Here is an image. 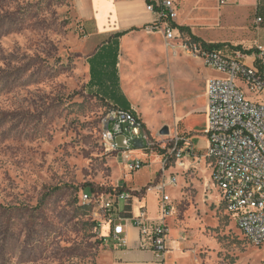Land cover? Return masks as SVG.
I'll return each instance as SVG.
<instances>
[{"label": "rangeland", "instance_id": "rangeland-1", "mask_svg": "<svg viewBox=\"0 0 264 264\" xmlns=\"http://www.w3.org/2000/svg\"><path fill=\"white\" fill-rule=\"evenodd\" d=\"M228 7L217 38L257 54L264 48V7L258 0ZM79 30L69 0H0V264H97L101 220L82 195L113 186V155L101 140L110 105L87 87L84 59L73 44L83 38ZM217 71L222 76L216 78L228 77ZM187 167L178 161L167 167L166 180L173 176L177 183L166 194L172 212L185 218L195 211L215 237L217 245L198 253L223 264H264V245L250 242L227 210L212 160ZM163 168L151 157L126 170L128 186H149ZM174 234L170 230L169 258L178 261Z\"/></svg>", "mask_w": 264, "mask_h": 264}, {"label": "crops", "instance_id": "crops-1", "mask_svg": "<svg viewBox=\"0 0 264 264\" xmlns=\"http://www.w3.org/2000/svg\"><path fill=\"white\" fill-rule=\"evenodd\" d=\"M69 1L83 37L73 44L84 59L81 67L88 77L87 87L91 93H99L110 106L139 114L145 121V130L157 139L168 141L175 135L188 137L189 142L184 145V163L189 168H202L209 158L208 84L222 74L208 66L202 57L186 52L179 39L168 40L163 30L148 29L156 15L147 9L146 0ZM174 1L177 30L229 55L241 50L217 38L223 30V16L236 0L227 4H221L220 0ZM258 5L264 7V0H258ZM93 67L100 73L98 79L93 76ZM141 150L146 149L138 146L132 155L145 162L151 157L154 161H162L163 149L148 156ZM109 163L112 184L122 181L128 189L137 192L129 202L128 214L137 216L145 206L148 219L158 218L162 197H157L161 194L149 190L141 195L138 190L144 187L128 186L126 170L131 171L128 165L116 156L111 157ZM167 171L162 170L159 179L167 181ZM184 216L174 211L167 218L170 230L176 233L171 242L176 243L173 251L179 256L178 261L175 257L169 258L172 252L169 246L165 261L157 260L151 248L140 245L139 230L132 225L127 227L128 245L117 246L112 226L103 222L102 249L97 264H223L221 257H203L198 253L201 247L217 245V241L206 234L195 211ZM182 256H188L191 262H181Z\"/></svg>", "mask_w": 264, "mask_h": 264}, {"label": "built area", "instance_id": "built-area-1", "mask_svg": "<svg viewBox=\"0 0 264 264\" xmlns=\"http://www.w3.org/2000/svg\"><path fill=\"white\" fill-rule=\"evenodd\" d=\"M146 1L147 9L156 15L148 29L163 30L168 40L179 39L186 52L202 57L208 66L228 75L213 78L208 84V157L212 160L213 179L223 191L227 210L235 216L250 242L256 246L264 245V48L259 47L258 53L252 55L242 50L229 55L210 48L177 30L174 0ZM229 1L220 0V3ZM248 93L256 98L248 97ZM101 140L106 151L127 164L131 171L146 163L132 155L138 147L135 145L137 140L147 151L164 150L163 171L172 161L185 165L184 145L189 142L188 137L181 135L161 141L145 130V122L139 114L115 106H110L102 118ZM176 183V177L169 182L159 179L138 190L141 195L149 190L162 195L160 216L156 219H148L145 206L140 208L137 216L128 214L129 202L137 192L128 189L122 181L107 189L84 191L82 199L84 204L96 208L100 225L105 222L112 226L117 246L128 245L127 227L132 225L139 230L140 245L151 248L157 260L165 261L170 235L167 218L173 210L166 187Z\"/></svg>", "mask_w": 264, "mask_h": 264}, {"label": "trees", "instance_id": "trees-1", "mask_svg": "<svg viewBox=\"0 0 264 264\" xmlns=\"http://www.w3.org/2000/svg\"><path fill=\"white\" fill-rule=\"evenodd\" d=\"M251 52V51H250ZM106 57V55L104 56ZM96 68V67H95ZM104 75V73H102V76ZM93 76L95 77V79H98V77L100 76V73H97V70L95 69L94 70V67H93ZM87 190V189H86ZM91 190V188L89 189Z\"/></svg>", "mask_w": 264, "mask_h": 264}, {"label": "water", "instance_id": "water-1", "mask_svg": "<svg viewBox=\"0 0 264 264\" xmlns=\"http://www.w3.org/2000/svg\"><path fill=\"white\" fill-rule=\"evenodd\" d=\"M164 131L167 132V129H165ZM135 145H136V146H143V143H142L141 141L137 140V141L135 142Z\"/></svg>", "mask_w": 264, "mask_h": 264}, {"label": "bare ground", "instance_id": "bare-ground-1", "mask_svg": "<svg viewBox=\"0 0 264 264\" xmlns=\"http://www.w3.org/2000/svg\"><path fill=\"white\" fill-rule=\"evenodd\" d=\"M104 226H105V227H109V225H108V224H105Z\"/></svg>", "mask_w": 264, "mask_h": 264}]
</instances>
